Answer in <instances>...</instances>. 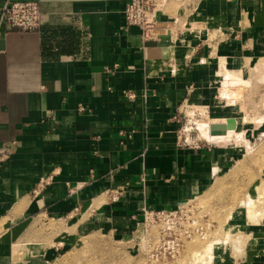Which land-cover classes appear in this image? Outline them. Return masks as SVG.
I'll return each instance as SVG.
<instances>
[{
    "label": "crops",
    "instance_id": "0c3cea01",
    "mask_svg": "<svg viewBox=\"0 0 264 264\" xmlns=\"http://www.w3.org/2000/svg\"><path fill=\"white\" fill-rule=\"evenodd\" d=\"M31 1L38 30L0 24V264L49 263L40 219L73 230L57 247L131 239L144 208L203 194L230 150L182 144L177 118L186 104L237 118L217 100L224 33H241L237 56L252 37L264 52V0H170L171 32L149 42L125 26L132 0ZM250 235L242 264H264V231Z\"/></svg>",
    "mask_w": 264,
    "mask_h": 264
},
{
    "label": "rangeland",
    "instance_id": "374dc122",
    "mask_svg": "<svg viewBox=\"0 0 264 264\" xmlns=\"http://www.w3.org/2000/svg\"><path fill=\"white\" fill-rule=\"evenodd\" d=\"M183 27L188 28L185 24ZM236 30L222 35L224 43H220L222 47L217 50L219 53L220 50L230 52L228 59L223 61L225 68L220 75L224 78L218 84L217 100L238 118H235L237 129L229 133L232 134L231 141L216 144L209 141L205 129L200 132L213 119L212 112L208 118L204 107L182 109L180 116L182 143L187 139L190 144L230 150L228 163L215 172L211 184L194 200L203 215H207L202 221L209 222L208 237L185 243L181 257L164 264H242L245 249L253 248L250 234L264 231V52L255 51L252 37L251 43L247 42L251 46L246 49L248 51L237 56L241 33ZM242 33L246 35L245 39H249L243 30ZM238 64L242 65L241 69ZM40 220V223L36 222L43 237V247L50 252L54 250L48 264H151L139 252L133 237L112 238L100 233L76 244L57 247L62 232L71 235L73 230L65 225L63 228L56 221ZM141 230L142 226H137L134 234L139 235ZM236 236L241 238L240 253L232 249ZM41 246L28 243L24 250L28 256Z\"/></svg>",
    "mask_w": 264,
    "mask_h": 264
},
{
    "label": "built area",
    "instance_id": "2783aa9c",
    "mask_svg": "<svg viewBox=\"0 0 264 264\" xmlns=\"http://www.w3.org/2000/svg\"><path fill=\"white\" fill-rule=\"evenodd\" d=\"M169 2L170 0H132L123 11L126 28L138 27L143 42L158 40L171 32L170 23L159 19L160 14L165 13ZM0 24L21 32L36 31L41 25L40 4L31 0L7 1L0 7ZM194 108L203 106L186 104L182 107L185 111ZM206 109L209 116L210 112L208 108ZM180 116L177 118L179 124ZM181 132L182 127L178 131L179 140L182 139ZM182 144L191 145L187 139ZM194 145L196 144H192ZM194 200L184 202L171 211L143 209V221L138 225L142 226V230L139 235L134 234L132 241L148 262L151 264L175 262L181 257L185 243L195 239H207L209 222L202 221L207 215H203Z\"/></svg>",
    "mask_w": 264,
    "mask_h": 264
},
{
    "label": "water",
    "instance_id": "95a60500",
    "mask_svg": "<svg viewBox=\"0 0 264 264\" xmlns=\"http://www.w3.org/2000/svg\"><path fill=\"white\" fill-rule=\"evenodd\" d=\"M210 123V132L213 136H219L229 130L237 129V121L235 118H213Z\"/></svg>",
    "mask_w": 264,
    "mask_h": 264
},
{
    "label": "bare ground",
    "instance_id": "6f19581e",
    "mask_svg": "<svg viewBox=\"0 0 264 264\" xmlns=\"http://www.w3.org/2000/svg\"><path fill=\"white\" fill-rule=\"evenodd\" d=\"M209 122H211V120L209 121ZM208 123V122H207ZM210 124L211 123H209L208 125H206V127L205 128H203V130L202 131H200V132H203L204 131V129H205V131L207 132V133H209V135H207V136H209L208 138H209V141L211 140V142H217L216 144H219V143H221V144H224V143H227V142H229V141H231V137H232V134H230L231 135V137H230V135H229V133L231 132V130H229V131H227L225 134H222V135H219V136H213V135H211V132H210ZM201 125V124H200ZM205 125V124H204ZM199 130H201V129H199ZM205 133V132H204ZM203 133V134H204ZM236 133V132H235ZM234 134V133H233ZM234 138V137H233ZM26 237V236H25ZM98 237V236H97ZM241 238H240V236H236L235 238H234V240L232 241V245H233V250L234 251H236V252H241V240H240Z\"/></svg>",
    "mask_w": 264,
    "mask_h": 264
}]
</instances>
